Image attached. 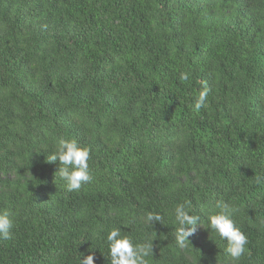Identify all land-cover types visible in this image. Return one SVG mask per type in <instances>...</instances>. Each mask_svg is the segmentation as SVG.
Returning <instances> with one entry per match:
<instances>
[{
    "label": "trees",
    "instance_id": "16d2710c",
    "mask_svg": "<svg viewBox=\"0 0 264 264\" xmlns=\"http://www.w3.org/2000/svg\"><path fill=\"white\" fill-rule=\"evenodd\" d=\"M61 137L91 149L78 191L46 160ZM259 174L264 0H0V264H110L112 228L153 241L147 264H264ZM185 201L205 223L180 248ZM219 201L247 236L238 262L207 227Z\"/></svg>",
    "mask_w": 264,
    "mask_h": 264
},
{
    "label": "clouds",
    "instance_id": "9594fccd",
    "mask_svg": "<svg viewBox=\"0 0 264 264\" xmlns=\"http://www.w3.org/2000/svg\"><path fill=\"white\" fill-rule=\"evenodd\" d=\"M190 75L188 72H181L179 79L188 81ZM208 92L207 86L199 91L198 96L194 99L196 110L207 107ZM90 153L91 149L81 145L77 140L61 137L54 150L47 155L46 160L48 163L58 161L59 168L56 174L65 182L68 191H78L82 185L92 180L88 163ZM254 180L257 185L264 184V174L256 175ZM216 206L220 211L207 217V227L226 241L225 254L233 262H238L247 251V236L236 226L232 219L233 210L228 203L219 201ZM174 217L175 223L178 225L175 230V239L178 246L184 248L190 243L188 238L194 234L198 222L203 226L205 221H202L200 216L192 214L189 201L179 203L174 208ZM161 220L162 217L159 214L152 212L146 213L144 217V222L153 226ZM13 227L14 213L10 210L0 211V239H10ZM106 240L110 264H147L146 258L153 255V241L134 243L131 238L122 235L119 228H112L108 232ZM79 264H95L94 255L80 254Z\"/></svg>",
    "mask_w": 264,
    "mask_h": 264
}]
</instances>
